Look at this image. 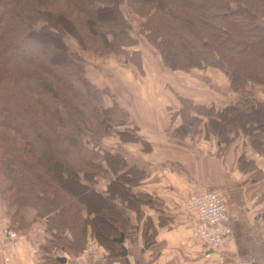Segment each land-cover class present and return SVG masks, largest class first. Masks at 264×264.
Masks as SVG:
<instances>
[{"label":"trees","instance_id":"16d2710c","mask_svg":"<svg viewBox=\"0 0 264 264\" xmlns=\"http://www.w3.org/2000/svg\"><path fill=\"white\" fill-rule=\"evenodd\" d=\"M230 2L0 0V187L13 204L30 205L46 218V230L61 240L58 248L82 252L89 228L98 244L118 253L117 238L129 226L124 208L138 210L144 200L131 186L145 176L119 151L103 150V167L96 152L86 148L84 131L95 126L106 133L125 125L128 114L115 103L102 104L104 91L86 79L83 60L68 51L64 34L82 48L124 52L138 42L121 10L127 4L141 19L135 33L153 46L166 68L213 66L230 77L233 88L245 81L264 84V0H239L250 16L232 10ZM213 108L201 112L206 131L218 142L227 145L239 129L254 130L262 140L252 137L250 144L264 154L263 105ZM189 117L182 118L177 134L191 130L196 118ZM115 132L122 142L137 140L132 129ZM97 172L112 174L103 191L94 185Z\"/></svg>","mask_w":264,"mask_h":264},{"label":"crops","instance_id":"0c3cea01","mask_svg":"<svg viewBox=\"0 0 264 264\" xmlns=\"http://www.w3.org/2000/svg\"><path fill=\"white\" fill-rule=\"evenodd\" d=\"M132 16L139 18L134 13ZM143 56L141 67L134 68L139 74L131 68L123 72L122 86L127 92L117 98L128 113L127 121L137 140L116 143L118 137L112 139L128 162L145 172L136 190L131 189L144 200L138 210L124 208L129 226L121 245L126 254L120 255L121 248L111 254L91 235L87 255L80 252L72 259L64 255L66 262L61 264H90L91 258L95 264H264V156L240 129L231 134L229 144L218 142L216 135L206 131L207 118L201 110L193 114L205 118L197 133L189 130L179 135L176 130L186 118L179 111L181 103H191L196 109L228 104L251 109L256 104L264 106V85L245 81L233 88L230 77L210 68L213 66L174 71L160 63L152 65L147 55ZM242 150L246 152L243 158L248 155L261 172L259 177L253 178L252 171L242 169ZM108 182L105 179L99 190H105ZM201 188L224 193L225 223L231 237L217 249L192 237L191 229L200 220L180 204ZM33 228L29 236L42 230ZM26 239L6 264H38L35 248L39 243L32 236ZM0 264L4 263L0 260Z\"/></svg>","mask_w":264,"mask_h":264},{"label":"rangeland","instance_id":"374dc122","mask_svg":"<svg viewBox=\"0 0 264 264\" xmlns=\"http://www.w3.org/2000/svg\"><path fill=\"white\" fill-rule=\"evenodd\" d=\"M246 2L247 4H249L251 3V0H246ZM229 5L232 10L244 13L245 15H248V16L252 14L250 12V8H248L244 4V2H239V0H231ZM121 10L134 29L133 36H136L138 40L136 44L122 48L124 52L102 54L93 49L82 48L78 44L77 40L69 33H65L63 37L68 47V51H70V53L73 55L75 54L79 56L83 60L86 79L91 84L95 85L99 90L104 91L103 96H102L103 98L102 104L107 107L113 106L115 103L120 108H122L119 103L120 101L117 98H119V96L122 95L123 93L127 92L126 88L122 86V75L124 77L123 72L126 73V70L131 68L133 69L134 72L137 71L136 74H139L140 71L134 68L135 66L137 68L141 67L140 65H141L143 54L144 56L147 55L146 56L147 62L151 63L152 65L155 64V66L159 65L160 63L162 64L164 68H166L162 63L159 53L153 48V46L147 43L146 39H144L142 36H137L138 34L135 33L139 26V22L141 21V19L136 18L135 16H132V10L129 9L127 4H123ZM17 40L19 42L24 41V40L28 41V39L24 37H17ZM14 51L16 52V49H14ZM210 68H216L222 71L221 69L217 67H210ZM195 69L196 68H193V70ZM168 70H171V69H168ZM174 71H182V70H174ZM62 72H63V69H61L60 74H62ZM183 72H187V71H183ZM258 84H261V83H258ZM261 85H264V84H261ZM188 106H189V110H188ZM220 108L221 107H217L213 109L217 111ZM122 109L123 111L127 113V111L124 108ZM197 110H201V109H197ZM179 111L181 113L183 112L186 113L188 117H189V111H190L191 112L190 116L193 118L194 117L196 118L193 121L194 123L191 127V131L194 132L195 134L198 126L201 125V122H202L201 120L205 118L200 119V118H197V116L193 115L195 114L196 108H193L191 104L186 103V102H184V104L181 103ZM117 115L120 116V113L118 111H117ZM127 120H128V117H127ZM127 120H126L127 123L125 125L115 126L116 128L112 127L109 130H107L108 132L106 133L98 131V128H94L95 126H93L91 130L84 131L85 134L83 137H84V143L86 145V148L89 149L90 151L96 152V154L99 157L95 161L100 162L103 165V167L106 166V160L102 156L103 150H107L110 152H113L116 150L120 152V147L115 145L112 139H116V137H118L119 140L116 139L115 142L118 143L119 141H121L117 132H115L116 129L117 130L131 129L130 124L128 123ZM113 123H116L115 119H113ZM256 132L257 131L250 130V134H248V138L251 139L253 137V138H259V140H262V138L259 137L258 133ZM232 135H234V133H232ZM245 153L246 152L242 150V155ZM261 155L264 156V154H261ZM249 161L250 163H248ZM251 161L252 160H248V155H247L242 160L241 165L245 167L246 169H249L250 171H252L251 177L257 178L261 175V172L256 168V166L254 165V162L252 163ZM136 174L137 173H134L133 175H136ZM94 175L96 179L94 185L97 189H103L105 179L110 180L112 178V174H108L106 176L104 174H100L99 172H97ZM141 180L142 178L138 180L137 184L132 185L131 189L133 188L136 190V187L138 184H140ZM6 196L7 195L3 193V190L0 187V221H3L8 227H11V228L13 227L16 230L23 233L24 236H26L28 240L30 239V236H32L34 241L39 243L37 247L35 248L37 250L35 254H36V259H37L38 264H60V263H55L53 260H51L53 259L54 256H64L65 255V256H68V258L70 259L73 258L72 253L66 250L62 251V249L57 247V243L58 242L61 243V240H58L56 238L58 234L56 231L46 230L47 222H46L45 217L38 216L36 213V210L30 205L18 206L17 204H13L11 200H8L6 198ZM34 226L38 227L39 229L41 228L42 230H38L37 233L35 230L34 231L35 233L29 236L28 232L31 229L33 230ZM90 236H91V233H90V229L88 228L86 242L84 243L82 252L80 253L81 255H84V254L87 255L86 253L89 247L88 241L89 239L92 240V237ZM78 254H74V255L80 256V254L79 255ZM97 255H98V252L95 254V258L97 257ZM93 259L94 258H91L90 264L92 263L95 264L93 262ZM71 262L67 264H72ZM3 263L6 264L5 262Z\"/></svg>","mask_w":264,"mask_h":264},{"label":"built area","instance_id":"2783aa9c","mask_svg":"<svg viewBox=\"0 0 264 264\" xmlns=\"http://www.w3.org/2000/svg\"><path fill=\"white\" fill-rule=\"evenodd\" d=\"M181 206L194 214L200 223L191 229L193 238L217 249L230 240L231 230L225 223L226 204L221 191L201 188L181 200ZM24 234L0 221V260L8 263L11 253L20 247Z\"/></svg>","mask_w":264,"mask_h":264},{"label":"water","instance_id":"95a60500","mask_svg":"<svg viewBox=\"0 0 264 264\" xmlns=\"http://www.w3.org/2000/svg\"><path fill=\"white\" fill-rule=\"evenodd\" d=\"M123 237H124L123 233H121L120 236L117 238V241L119 243H121L123 241ZM125 254H126V247L122 244L121 245L120 255L124 256ZM56 259L59 260L61 263H64L66 261V259L64 257H62V256H57ZM127 264H129V263L127 262Z\"/></svg>","mask_w":264,"mask_h":264},{"label":"bare ground","instance_id":"6f19581e","mask_svg":"<svg viewBox=\"0 0 264 264\" xmlns=\"http://www.w3.org/2000/svg\"><path fill=\"white\" fill-rule=\"evenodd\" d=\"M208 189V188H207ZM199 190V189H198ZM211 190H215V189H211ZM218 191H221V190H218ZM222 192V191H221ZM223 196H224V193L222 192ZM224 200H225V197H224ZM226 204V202H225Z\"/></svg>","mask_w":264,"mask_h":264},{"label":"flooded vegetation","instance_id":"af4514ba","mask_svg":"<svg viewBox=\"0 0 264 264\" xmlns=\"http://www.w3.org/2000/svg\"><path fill=\"white\" fill-rule=\"evenodd\" d=\"M66 262V261H65Z\"/></svg>","mask_w":264,"mask_h":264}]
</instances>
